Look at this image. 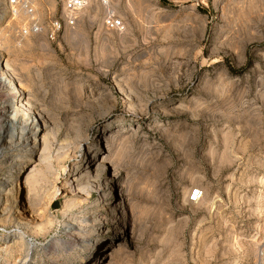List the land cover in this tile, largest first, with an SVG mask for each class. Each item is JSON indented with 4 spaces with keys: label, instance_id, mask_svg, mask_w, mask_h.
<instances>
[{
    "label": "rangeland",
    "instance_id": "rangeland-1",
    "mask_svg": "<svg viewBox=\"0 0 264 264\" xmlns=\"http://www.w3.org/2000/svg\"><path fill=\"white\" fill-rule=\"evenodd\" d=\"M108 6L120 32L94 0L51 40L0 0V64L46 126L3 121L0 264H264V0Z\"/></svg>",
    "mask_w": 264,
    "mask_h": 264
},
{
    "label": "built area",
    "instance_id": "built-area-1",
    "mask_svg": "<svg viewBox=\"0 0 264 264\" xmlns=\"http://www.w3.org/2000/svg\"><path fill=\"white\" fill-rule=\"evenodd\" d=\"M88 0H62L61 9L57 16L49 17L45 23H40L36 17L34 0H3L7 11L12 19L20 18L17 26V33L20 36H29L45 33L46 36L54 40L59 32L75 27L79 13L87 5ZM106 5L104 11L103 25L107 30L121 31L124 29L123 20L111 7L107 6L108 0H100ZM202 198V190L194 188L191 190L188 201L197 203Z\"/></svg>",
    "mask_w": 264,
    "mask_h": 264
},
{
    "label": "bare ground",
    "instance_id": "bare-ground-1",
    "mask_svg": "<svg viewBox=\"0 0 264 264\" xmlns=\"http://www.w3.org/2000/svg\"><path fill=\"white\" fill-rule=\"evenodd\" d=\"M91 1H94V0H88L86 7L88 6V4ZM108 2H109V0H108ZM100 3H101V6H103V8L106 9V5L102 4L101 1H100ZM107 6H108V4H107ZM119 34H121V33H119ZM8 86H12L13 89L12 90L10 89L11 91H9L6 94V96H3L2 94H0V98H1V100H0V143L3 144L2 142H3L4 138L7 136V135H5V132H4V124H3V121L6 118H8L7 113H8V110L9 109L12 111V114H11V117L9 116L8 120L6 121V125H5L7 127V129H9L11 131V134L9 135V139L12 140V138L14 137V131H15L16 127L19 125V131H18V133H19V139H21V138L24 137L25 140H28L31 137H33L34 140H31V141H33V145L34 146L36 145V141H40V142L43 143L44 136L41 138V140H39V138H37V136H38V133L40 132V130L45 129L46 126L43 123V121L41 120L40 115L36 114L37 112L36 113L33 112L32 107H31V104L29 103V100L28 99H26L25 101L22 100L23 97H24L23 88H22V86H20V84H18L16 82L15 78L13 77V75L10 72L9 64L5 61V63L0 64V90L2 88H6ZM2 98H4V99H2ZM16 100H18V102H16ZM14 102L16 104V105L14 104L15 107L14 106H11V104L14 103ZM17 103H18V105H17ZM20 108H22V109H24L26 111V115L24 116V118H23V120L21 122L20 121H17V114L19 113V111H21V110H19ZM27 115L33 116L34 117V121L37 120V127L36 128H38V133L36 135H34V133L31 132V129H28V126H27V123H26L27 122L26 119H28ZM106 128L108 129V127L105 126V129L104 130H107ZM109 139H111V138H109ZM2 150L3 149H2V147L0 145V153L2 152ZM31 151H33V150H31ZM104 158L105 157H103V159ZM18 163H22V161L19 160V161H15L14 162V164H18ZM22 170H23V166L19 165L17 167V170H16L17 174L15 175L17 178H21L22 177ZM25 179H26V177H25ZM3 182H4V180H2V178H0V191H1V186L4 185ZM18 186H19V184L17 182V187ZM5 194L3 195L0 192V205L2 204L3 201H5V197H6ZM115 207L116 206H112V209L114 210ZM5 211H6V208L4 207L3 209L0 210V214H5ZM90 245H92V244H90V243L87 242V243H85V246L82 249H88V251H90V249H92L93 248V245H95V244H93L92 246H90Z\"/></svg>",
    "mask_w": 264,
    "mask_h": 264
}]
</instances>
